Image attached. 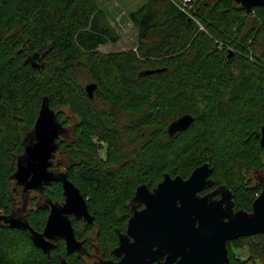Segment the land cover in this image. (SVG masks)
<instances>
[{"label": "trees", "instance_id": "trees-1", "mask_svg": "<svg viewBox=\"0 0 264 264\" xmlns=\"http://www.w3.org/2000/svg\"><path fill=\"white\" fill-rule=\"evenodd\" d=\"M143 1L128 13L136 48L102 53L119 36L97 0H0V212L13 211L11 176L46 100L71 128L69 140H57L66 177L95 214L106 254L139 185L154 188L165 174L186 179L208 163L235 208L250 211L261 187L249 175L264 172V7L194 0L187 10L172 0ZM85 83L96 85L91 99ZM118 114L130 117L122 127ZM183 115L192 124L168 136ZM50 189L59 200V183ZM26 214L35 229L47 215ZM11 234L29 248L20 262L5 245ZM242 247L250 260L237 253ZM226 250L230 264H264V235L229 241ZM0 264L50 262L20 232L0 229Z\"/></svg>", "mask_w": 264, "mask_h": 264}, {"label": "water", "instance_id": "water-1", "mask_svg": "<svg viewBox=\"0 0 264 264\" xmlns=\"http://www.w3.org/2000/svg\"><path fill=\"white\" fill-rule=\"evenodd\" d=\"M233 1L246 12L264 7V0ZM232 55L230 52L228 57ZM33 65L36 66L35 63ZM95 88V84L85 87L90 99ZM192 122L190 115L177 118L168 125V136L186 130ZM63 130L55 111L43 100L33 129L23 141L24 152L17 158L11 179L16 186L23 188V193L41 191L54 181L61 182L66 196L64 206L51 205L42 234L33 231L21 214L0 213V223L24 231L32 244L44 252L49 246L45 238L65 237L69 252L72 246H76L69 221L63 214L88 217L85 201L78 189L65 175L49 171L50 160L58 148L57 139ZM258 137L260 146L264 147V122ZM211 174L209 164L204 163L186 179L165 174L152 191L146 185H139L132 199L133 215L128 221L127 235L120 237V244L114 252L117 256L124 255L119 264H230L227 242L264 235V178L259 179L261 191L252 202L251 210L235 211L231 191L225 186L219 189V200H212L213 194L198 195L212 185V180L208 179ZM142 203L144 209L137 212L136 205ZM128 237L132 238L131 243ZM61 264L66 263L62 260Z\"/></svg>", "mask_w": 264, "mask_h": 264}, {"label": "flooded vegetation", "instance_id": "flooded-vegetation-1", "mask_svg": "<svg viewBox=\"0 0 264 264\" xmlns=\"http://www.w3.org/2000/svg\"><path fill=\"white\" fill-rule=\"evenodd\" d=\"M59 139L63 140L60 136L57 140ZM58 151H61V150L57 148L53 157L50 160L49 171L54 173L55 175H65L66 176V173H65L66 172L65 171L66 161H65V157L62 151L60 152L61 155L63 154L62 161L60 162L61 166L55 163L56 152ZM251 174L253 175L260 174L261 178H264V172H260V173L251 172L250 175ZM208 179L212 180L211 175L209 176ZM253 180L259 183V179L258 180L253 179ZM14 183L16 185L15 181ZM55 183L56 184L59 183L60 185L61 191H60L59 200H53L50 198V194H52V191L50 188ZM222 186L223 185L217 186L212 180V185L204 188L202 191L198 193V195L205 196V195L213 194V196L211 197L212 200H219L221 197L219 189ZM154 188L148 187L150 191H152ZM14 192H15V196H14V201H13V209H12L13 211L10 214L12 213L21 214L28 222L26 218L27 217L26 213H28L29 210H35V211L42 210L47 213L45 222L43 226L40 227L39 229H35L33 226H31L28 223L29 226L33 229V231L39 234H42L44 231L47 218L51 210V205L54 204L58 206V208L59 207L62 208L65 204L66 196L64 195L62 183L59 181H55V182H52L50 185L44 186L41 191L30 190L27 193H23V188L21 186H16V188L14 189ZM133 196H134V193H133ZM133 196L126 204L127 213L125 214V217L122 219V221H124L126 224L125 228L123 231L118 230V229L114 230V236L116 238V243L115 245H111V243L107 245L108 248L111 245V248L107 254L104 251L105 247H104L103 242L105 239L103 238V236H100L101 235L100 226L95 222V214L89 210L87 199H85L83 196L82 198L85 201L87 212H88L87 218L85 216H80V215L77 216L73 213L62 215L66 217L69 221V226H70V229H71V232L73 234L75 244H76V246L74 247L72 246V250L70 252L67 249L66 238L63 236L54 237L53 239L45 238V241L49 243V246L46 249L47 252H44L42 249L37 248L32 244L30 238L27 236V234L24 231H21L18 229H11L8 227V225L4 224L3 222L0 223V229H7L11 231L20 232L23 236L26 237V239L30 242V244L35 250H37L38 252H40L42 255H44L47 258L50 264L53 262L54 264H61L62 260H64L66 264H119L120 260L122 259V257H124V255L122 254L121 256H117L114 252L116 251V249L118 248L120 244V237L127 235L128 221L133 215V211H132L133 210V203H132ZM232 201H233V197H232ZM143 209H144L143 203L136 205L137 212ZM234 210L237 211V209L235 208V205H234ZM0 213L4 215H9V214H5L2 212ZM128 241L131 243L132 238L128 237ZM59 247L62 249V252L60 251L61 253L57 251ZM152 264H156V263H152Z\"/></svg>", "mask_w": 264, "mask_h": 264}, {"label": "rangeland", "instance_id": "rangeland-1", "mask_svg": "<svg viewBox=\"0 0 264 264\" xmlns=\"http://www.w3.org/2000/svg\"><path fill=\"white\" fill-rule=\"evenodd\" d=\"M174 2L180 3L187 10L195 6L194 0H172ZM210 2L211 0H205ZM144 1L143 0H97L98 7L105 13L109 25L118 34L119 40L117 43H109L103 47L99 48L102 53H114V52H125L128 50H134L137 46V30L132 25L128 18V13L138 8ZM252 19H250V26L252 27ZM261 43L264 45V34L261 38ZM86 86L88 83H85ZM91 84V83H89ZM119 118V119H118ZM117 119L119 121V126L125 125L126 122L130 120L129 116H121L118 114ZM219 132H222V126L218 128ZM121 131V130H120ZM60 137L63 140H69L71 138V128L69 126L64 127ZM96 146L99 144L96 142ZM61 151L56 152L55 163L61 166L62 161ZM99 153L103 155L104 150L102 146H99ZM250 177L253 179H260L261 175H253ZM5 245L9 248L10 256L14 262H20L29 251L27 243L20 237L11 234L6 240ZM237 253L243 257L245 260H250V254L247 248L242 247L238 249Z\"/></svg>", "mask_w": 264, "mask_h": 264}, {"label": "built area", "instance_id": "built-area-1", "mask_svg": "<svg viewBox=\"0 0 264 264\" xmlns=\"http://www.w3.org/2000/svg\"><path fill=\"white\" fill-rule=\"evenodd\" d=\"M241 259H243V257H241ZM244 260V259H243Z\"/></svg>", "mask_w": 264, "mask_h": 264}]
</instances>
